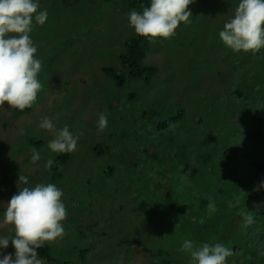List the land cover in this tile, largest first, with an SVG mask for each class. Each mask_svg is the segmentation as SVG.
<instances>
[{"label": "rangeland", "instance_id": "1", "mask_svg": "<svg viewBox=\"0 0 264 264\" xmlns=\"http://www.w3.org/2000/svg\"><path fill=\"white\" fill-rule=\"evenodd\" d=\"M238 2L194 0L189 22L167 39L151 38L142 63L158 71L146 84L119 64L125 42L138 35L129 13L144 8L128 0H39L48 18L30 36L42 88L31 108L0 107V212L33 185L31 176L49 183L45 165L58 154L47 147L55 131L40 128L42 118L56 131L68 126L79 139L75 151L59 153L68 159L56 164L62 176H53L62 178L68 205L62 236L46 241L51 264H189L179 251L185 239L231 248L227 264H264V189L253 190L262 179L254 178L256 165L241 162L243 155L264 165V47L234 52L218 35ZM33 148L41 155L35 163ZM11 235V225L0 229ZM2 251L14 254L11 241Z\"/></svg>", "mask_w": 264, "mask_h": 264}, {"label": "clouds", "instance_id": "2", "mask_svg": "<svg viewBox=\"0 0 264 264\" xmlns=\"http://www.w3.org/2000/svg\"><path fill=\"white\" fill-rule=\"evenodd\" d=\"M193 2L150 0V6L142 12L130 11L129 26L138 35L167 39L175 34L181 22H189L192 13L188 6ZM39 8V0H0V107L7 102L19 110L31 108L42 88L38 79L42 60L34 55L37 47L30 36L33 24L43 26L48 18L47 10ZM218 35L223 45L234 52L259 51L264 47V0H239L234 15ZM97 124L101 130L106 128L107 115L101 113ZM39 127L55 131V138L47 145L51 152L59 154L76 150L79 137L68 126L56 131L53 120L43 117ZM43 145L44 142L40 146ZM40 158L39 152L33 148L31 161L35 163ZM52 163L53 160L49 159L45 165L48 170L44 173L47 175L44 181L49 183L35 182L36 176H31L33 185L19 188L7 202L5 210L0 212L3 215L0 229L6 225L12 228L10 237L0 236V264H42L37 258V250L46 241L62 236L61 222L66 219L68 201L63 200L62 186L58 184L62 178L53 180ZM19 181L29 184L25 176L19 175ZM260 189H264V179L253 190ZM237 205L239 200L235 205L229 203V207ZM239 214L244 218L245 226L254 222L253 216L247 212L241 210ZM10 241L15 252L4 254L2 250L7 249ZM179 251L190 255L189 264H227V258L232 255V249L222 243L196 246L190 239L182 242Z\"/></svg>", "mask_w": 264, "mask_h": 264}, {"label": "trees", "instance_id": "3", "mask_svg": "<svg viewBox=\"0 0 264 264\" xmlns=\"http://www.w3.org/2000/svg\"><path fill=\"white\" fill-rule=\"evenodd\" d=\"M128 5L130 8H145L150 6V0H128ZM151 38L145 37L142 35H134L131 38H129L125 42V48L124 51L121 53L119 63L121 65V68L128 71L132 77H144L145 78V83L150 84L152 82V77L157 73V68L155 66H149V65H144L142 63L143 58L145 57L146 54V49L148 46V42ZM104 70L110 74L113 75L114 77H118L116 75L117 73L114 72V70H111L109 68H104ZM120 83V79L118 81ZM181 111L179 115L174 116L168 120V124H172L174 121L178 120L181 115ZM247 136L252 137L255 141L260 140L261 134L256 133V132H250V130L247 132ZM258 138V139H256ZM31 144L40 146L44 140H33L30 141ZM241 150V149H240ZM55 155L52 157L53 163L51 166V169L55 170V175H60L62 174L57 170V162H61L63 160L68 159V155L64 154H58L55 158ZM241 162L243 166H245L247 169L248 168H253L255 167V172H254V178L256 180H261L264 178V165L261 161H251V158L249 156H243L241 155ZM261 241H264L261 237L259 238ZM38 256L46 258V263H52L54 261L53 256L50 253V248L47 242L44 243L43 247L39 248L37 250Z\"/></svg>", "mask_w": 264, "mask_h": 264}]
</instances>
